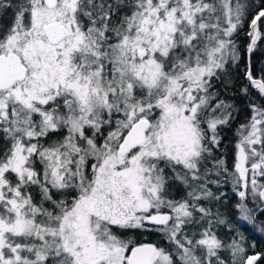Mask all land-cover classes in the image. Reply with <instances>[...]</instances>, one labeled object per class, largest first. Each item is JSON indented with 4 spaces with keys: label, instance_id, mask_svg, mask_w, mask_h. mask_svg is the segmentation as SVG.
<instances>
[{
    "label": "snow or ice",
    "instance_id": "6c2138e0",
    "mask_svg": "<svg viewBox=\"0 0 264 264\" xmlns=\"http://www.w3.org/2000/svg\"><path fill=\"white\" fill-rule=\"evenodd\" d=\"M261 42L264 0H0V264H264Z\"/></svg>",
    "mask_w": 264,
    "mask_h": 264
},
{
    "label": "trees",
    "instance_id": "16d2710c",
    "mask_svg": "<svg viewBox=\"0 0 264 264\" xmlns=\"http://www.w3.org/2000/svg\"><path fill=\"white\" fill-rule=\"evenodd\" d=\"M251 2L259 6L261 3V0H251ZM240 39L246 44L247 43V36L244 33H241ZM259 48L261 50H264V42H261L259 44ZM264 60V57L260 55V52L258 51L254 57H253V63L254 65L259 68L260 61ZM235 92L237 93L234 97L235 105L238 109H242L240 111L238 119L236 121V124L243 122L245 117L249 115V112L247 110H243L245 108V104L247 102V98L241 97L239 93V85L236 86ZM228 97L232 98L233 94L232 92H229ZM236 124L233 125V128L231 130L225 129L222 133V146H221V152L225 155L227 162L229 166H231V160H232V145L229 143V141L234 140L233 137V131L236 126ZM213 190L216 189V185H213ZM220 192H223L225 197L228 199L225 200V210H232L235 211V209L232 207L236 202V195L232 190V184L230 181H225L223 178H221V184H220ZM219 195V192L217 193ZM251 206V205H250ZM259 219H264V216H261L259 213H257ZM239 229L240 232L243 233V235L247 238L249 242V246L254 241L257 245L256 251L258 252H264V237H261L259 233L254 231L252 226L246 225L242 223V221H238L235 225Z\"/></svg>",
    "mask_w": 264,
    "mask_h": 264
},
{
    "label": "rangeland",
    "instance_id": "374dc122",
    "mask_svg": "<svg viewBox=\"0 0 264 264\" xmlns=\"http://www.w3.org/2000/svg\"><path fill=\"white\" fill-rule=\"evenodd\" d=\"M251 205V204H250ZM242 223H244V224H246V225H248L246 222H244V221H242Z\"/></svg>",
    "mask_w": 264,
    "mask_h": 264
}]
</instances>
